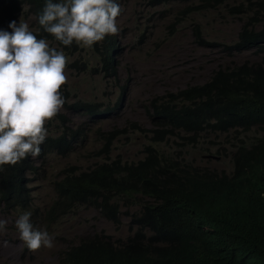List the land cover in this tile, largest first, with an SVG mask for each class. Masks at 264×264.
<instances>
[{
	"label": "clouds",
	"instance_id": "1",
	"mask_svg": "<svg viewBox=\"0 0 264 264\" xmlns=\"http://www.w3.org/2000/svg\"><path fill=\"white\" fill-rule=\"evenodd\" d=\"M259 1L264 2L140 0L133 15L131 0H0V173L24 162L30 166L23 175L34 211H8L18 218L14 228L18 229V241L28 253L41 246L52 248L53 236L48 228L63 218L77 215L81 209L96 210L114 224L85 201H70L81 198L83 192L63 187L69 173L72 172L71 177H80L114 163L138 164L146 160L149 150L173 153L178 149L194 165L188 160L189 151L213 143L208 137L195 148L202 137L196 146H177L187 136V125L196 115L190 108V100L180 96L188 88L162 91L165 62L162 51L166 52L165 46L182 33L196 45L204 38L213 45L201 47L219 48L229 51L231 56L252 52L260 57L259 62L235 66L248 64L264 71V42L250 37L261 34L264 26V8L257 7ZM242 5L252 7L251 17L255 18V11H260L246 35V49L242 47L241 35L248 16ZM218 10H225L242 23L236 40L229 46L208 40L209 33L201 23L207 12ZM127 15L130 18L122 22ZM149 41H153L151 47ZM74 46L78 50L71 55L66 48ZM235 47L243 50L238 52ZM76 62L79 66L89 63L88 70L75 68ZM220 69L223 68L212 76ZM66 71L74 72L76 77V73L89 77L100 95L90 91L83 97L86 80L78 78L70 85ZM124 109V113L116 115ZM111 123L115 124L113 128H109ZM135 136H142L147 143L139 145L133 140ZM121 141L140 146L144 157L138 161L112 157ZM162 146L165 151L159 149ZM207 150L202 149L204 153ZM55 158L75 159L76 163L57 171ZM41 173H48L51 180L45 191L49 197L44 192L35 196L29 188ZM30 175L33 177L27 178ZM120 205L121 223L114 224L116 229L126 215L129 225L137 227L134 235L140 233L141 228L133 223V215L139 213L140 207L128 208L123 202ZM6 224V220H0V232ZM149 234L146 232V240L151 237ZM134 235L119 242L106 235L82 238L61 253L59 264L66 251L95 242L97 236L118 246ZM24 260L16 264H23Z\"/></svg>",
	"mask_w": 264,
	"mask_h": 264
},
{
	"label": "trees",
	"instance_id": "2",
	"mask_svg": "<svg viewBox=\"0 0 264 264\" xmlns=\"http://www.w3.org/2000/svg\"><path fill=\"white\" fill-rule=\"evenodd\" d=\"M251 8L242 5L248 16L241 35L244 49L249 27L260 15L255 11L251 17ZM260 32L250 37L264 42V26ZM196 43L213 45L204 38ZM242 47L235 48L241 52ZM66 50L75 55L78 49ZM73 66L86 72L89 63ZM180 96L190 100L196 118L177 146H196L203 137L197 148L208 137L225 136L233 148V172L196 167L176 149L149 150L138 164L114 163L80 177L69 173L63 187L83 192L70 201H85L116 225L121 202L139 206L133 223L141 232L118 246L97 236L95 242L66 251L62 264H264V71L248 64L220 69ZM217 154L227 155V148ZM28 169L24 162L0 173V206L6 212L33 213L23 175ZM146 232L151 234L147 240Z\"/></svg>",
	"mask_w": 264,
	"mask_h": 264
},
{
	"label": "rangeland",
	"instance_id": "3",
	"mask_svg": "<svg viewBox=\"0 0 264 264\" xmlns=\"http://www.w3.org/2000/svg\"><path fill=\"white\" fill-rule=\"evenodd\" d=\"M139 1L131 0L133 15H135V7ZM129 18L130 16L128 15L124 16L122 22ZM201 23L209 33L208 40L216 43H225L228 46L236 40L237 33L242 25L240 20L231 18L225 10L207 12L206 16L201 19ZM152 45L153 41H149L148 46L151 47ZM165 51H162L165 59L162 91L165 93L177 92L191 86L204 85L210 80L213 72L220 67L224 69L243 63L252 64L260 60V57L252 52L244 51L241 55L235 54L231 56L229 51L198 46L192 41V38H188L182 33L165 46ZM76 74L78 77H76L74 72L66 71L68 84L74 85L78 78L79 80L85 79L87 86L84 87L82 96L87 97V93L90 91H94L95 95H100L97 89L95 90V82L92 81L91 83L89 77L85 78L82 74ZM168 78L172 79L168 81ZM80 119L82 118H73L74 121ZM114 126L115 124L111 123L109 128ZM133 140L139 145L147 143V140L142 136H135ZM209 141L213 144L204 143L201 145L202 149H208L207 152L204 153L202 149L189 151L188 160L193 161L195 166L202 169L231 174L233 171L231 160L233 148L224 142L225 136H211ZM222 146L227 148V155L220 156L215 154ZM159 149L166 150L165 146L159 147ZM118 156L128 161H138L144 157L140 146L137 144L135 146L126 145L124 141L117 144L112 154L114 158ZM75 163V159L55 158V169L61 171ZM32 177L33 175H30L27 178ZM50 185L51 180L48 178V173H41L39 180L31 183L29 188L35 196H39L44 192V196L49 197V194L45 191ZM34 188L38 189L33 191ZM125 210L123 208V211ZM17 219L16 216L6 212L4 207H0V220L7 221L5 230L0 232V264H16L22 258L25 259L23 264H59L61 253L70 246L77 244L82 238L93 235H106L111 237L113 242L126 241L137 230L135 225H129L130 220L126 215L123 216L120 228L116 229V226L103 218L98 211L81 209L77 215L63 218L48 228L50 231L48 233L53 236L52 248L41 246L34 252L28 253L18 241L20 233L18 229L15 230L14 228L16 227L15 222Z\"/></svg>",
	"mask_w": 264,
	"mask_h": 264
},
{
	"label": "bare ground",
	"instance_id": "4",
	"mask_svg": "<svg viewBox=\"0 0 264 264\" xmlns=\"http://www.w3.org/2000/svg\"><path fill=\"white\" fill-rule=\"evenodd\" d=\"M126 109H128V108H126ZM126 110L124 109V110H122V112H120V113H117L116 115H121L122 113H124ZM203 153V152H202ZM201 155H203V154H201Z\"/></svg>",
	"mask_w": 264,
	"mask_h": 264
}]
</instances>
